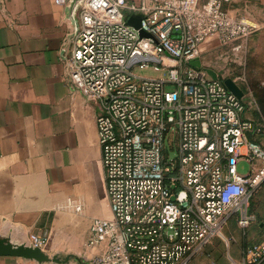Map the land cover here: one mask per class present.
<instances>
[{
	"label": "built area",
	"instance_id": "built-area-1",
	"mask_svg": "<svg viewBox=\"0 0 264 264\" xmlns=\"http://www.w3.org/2000/svg\"><path fill=\"white\" fill-rule=\"evenodd\" d=\"M234 1L55 0L77 5L68 82L97 109L100 184L109 211L89 226L86 248L95 253L85 264H187L213 239L224 241L229 221L243 236L255 223L264 116L247 118L244 94L236 98L223 78L207 79L189 65L211 37L238 52L256 32L228 15ZM130 16H139L138 29L127 25ZM149 66L165 77L133 73ZM167 148L176 151L175 160ZM240 161L249 164L245 175L236 170ZM28 242L42 251L46 238L32 233ZM240 255L232 264H264V236L244 243Z\"/></svg>",
	"mask_w": 264,
	"mask_h": 264
},
{
	"label": "crops",
	"instance_id": "crops-1",
	"mask_svg": "<svg viewBox=\"0 0 264 264\" xmlns=\"http://www.w3.org/2000/svg\"><path fill=\"white\" fill-rule=\"evenodd\" d=\"M72 11L77 5L60 7L55 0H0V244L29 248L28 237L36 233L46 238V256L83 260L95 253L86 248L89 226L109 211L100 184L97 109L68 82ZM227 12L264 29V0H235ZM223 51L215 37L207 39L201 68L213 70ZM215 52L216 61L205 59ZM257 141L264 147V138ZM69 201L80 204V212ZM253 224L243 236L234 220L228 223L226 233L235 227L241 235L231 237L221 264L238 263L241 246L262 239L264 223L251 231ZM27 262L0 256V264Z\"/></svg>",
	"mask_w": 264,
	"mask_h": 264
},
{
	"label": "rangeland",
	"instance_id": "rangeland-1",
	"mask_svg": "<svg viewBox=\"0 0 264 264\" xmlns=\"http://www.w3.org/2000/svg\"><path fill=\"white\" fill-rule=\"evenodd\" d=\"M240 46L241 49L238 52L231 51L230 48L223 51L222 59L211 64L213 70L204 69V71H206L207 79L213 78L216 73L215 71H217L220 78L233 80L245 96L246 117L251 113V115H254L258 119V113L264 116V29L256 30ZM216 54L218 55V52L210 53L205 56V59L210 60V62L216 61ZM200 59L201 56L198 59L192 60L189 65L193 68L201 69L200 62L202 61ZM133 73L142 79L163 78L166 75V72L153 66H149L148 68L139 67L134 69ZM166 156L168 159L175 160L177 153L167 148ZM249 169V164L244 161H240L236 165V170L241 175L247 174ZM261 186L262 188L256 193L251 203V209L256 218L251 231H255L259 223H264V181ZM225 230H223V233L226 240H212L199 254L193 256L187 264H221L219 257L221 255L224 257L227 247L233 245L231 237L235 238L241 235L240 231L235 227L230 229L229 234ZM253 243L256 242L247 244ZM54 258L61 261L65 259V257L60 256ZM45 264L61 263L50 261ZM65 264H85V261L79 258H69Z\"/></svg>",
	"mask_w": 264,
	"mask_h": 264
},
{
	"label": "water",
	"instance_id": "water-1",
	"mask_svg": "<svg viewBox=\"0 0 264 264\" xmlns=\"http://www.w3.org/2000/svg\"><path fill=\"white\" fill-rule=\"evenodd\" d=\"M139 23H140L139 16H130L127 19V25L132 26L135 29L139 28ZM147 36L148 35L146 33L140 32V37H147ZM223 84L234 96H236V98L238 99L243 98V92L233 80L229 78L224 79ZM182 197H183V194H180L179 198H182ZM0 256L22 257L25 260H33V261L38 262L39 264H45L50 261H53L55 263H65L68 260V258L62 261L59 259H55L54 257L50 258L46 256L42 251L38 249H32L30 247L29 248H19V249L13 250V249L3 247L1 244H0Z\"/></svg>",
	"mask_w": 264,
	"mask_h": 264
}]
</instances>
